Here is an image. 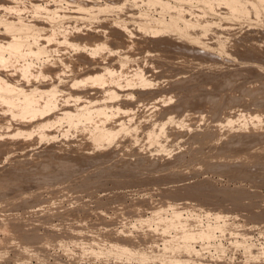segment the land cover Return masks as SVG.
<instances>
[{"label": "rangeland", "instance_id": "obj_1", "mask_svg": "<svg viewBox=\"0 0 264 264\" xmlns=\"http://www.w3.org/2000/svg\"><path fill=\"white\" fill-rule=\"evenodd\" d=\"M248 1L258 13L227 0H0V41L22 26H40L44 36L56 27L57 39L75 40L49 44L41 34L42 53H8L0 74L21 88L66 86L81 112L86 98L119 103L128 112L107 127L137 122L96 146L91 124L56 123L68 104L23 121L0 116V264H169L191 248L202 264H264V0ZM48 7L60 17L43 19ZM7 21L17 27L7 30ZM132 39L125 51L121 42ZM119 58L130 61L122 85L113 84L116 98L75 82ZM24 63L29 76L21 78ZM137 70L147 81L132 78ZM180 106L199 112L181 130L165 118ZM41 120L55 123L39 128ZM151 124L165 126L154 140ZM180 222L195 232L188 243ZM198 229L214 232L204 238Z\"/></svg>", "mask_w": 264, "mask_h": 264}, {"label": "bare ground", "instance_id": "obj_2", "mask_svg": "<svg viewBox=\"0 0 264 264\" xmlns=\"http://www.w3.org/2000/svg\"><path fill=\"white\" fill-rule=\"evenodd\" d=\"M159 1H161V3L163 2V0H159ZM246 1V0H245ZM227 2H228V4L229 5H231L235 10H237V9H242L243 7H246L248 10H250V9H253V10H255L254 12H259L258 10H260V8H259V6L257 5V3L256 2H251V1H248L247 0V2H246V4H244L243 3V0H227ZM165 5H168L169 6V4H167V2H163ZM246 5V6H245ZM171 6V5H170ZM6 7V6H5ZM8 7V6H7ZM6 7V8H7ZM0 8H1V6H0ZM3 8H4V6H3ZM12 8V7H11ZM26 8V7H25ZM41 8V7H40ZM187 8V7H186ZM5 9V8H4ZM9 10H10V8H8ZM24 9V8H23ZM27 9V8H26ZM240 9V10H241ZM12 10V9H11ZM22 10V9H21ZM189 10V9H188ZM6 11V10H5ZM8 11V10H7ZM6 11V12H7ZM19 11V10H18ZM11 12V11H10ZM61 11L60 10H58V8H55L54 7V9H53V7H48L47 9H46V11H45V15L43 16L44 18L43 19H46V20H48V19H55L59 14H61L60 13ZM63 12V11H62ZM93 12V11H92ZM181 12H186V10H185V7H183V8H181ZM8 13V12H7ZM16 13V12H15ZM62 14H64V13H62ZM67 15V14H66ZM93 15V14H92ZM1 16V15H0ZM62 16V15H61ZM58 17H60V16H58ZM4 18V17H3ZM6 18V17H5ZM42 18V17H41ZM42 19V20H43ZM41 20V19H40ZM42 20H41V22H42ZM53 21V20H52ZM148 21V20H147ZM146 21V22H147ZM8 22V21H7ZM40 23V22H39ZM38 23V24H39ZM160 23V22H159ZM164 23V22H163ZM4 24V23H3ZM41 24V23H40ZM39 24V25H40ZM216 24V23H215ZM14 25L15 24H13L12 23V21H9L8 23H6V29L7 30H11L12 28H16L17 26H15L14 27ZM34 25V24H33ZM37 25V24H36ZM160 25H161V23H160ZM213 25V24H212ZM42 26V25H41ZM44 26V25H43ZM46 27V26H45ZM64 27H66L65 25H64ZM60 28H61V26H60ZM63 28V27H62ZM61 28V29H62ZM67 28V27H66ZM144 28V30L146 31V30H148V31H151V32H153L152 34L154 35V33H156V34H161L162 32H164V31H167V28H165V27H161V28H157V29H155V28H153V27H149V26H145V27H143ZM166 29V30H165ZM203 29H206V27L205 28H203ZM9 30V31H10ZM64 30V29H63ZM62 30V31H63ZM207 30V29H206ZM205 30V31H206ZM45 31H47L46 32V34H45V36H44V29L42 28V27H40V26H35V27H25V26H22L21 28H19V30H18V32L17 33H14L15 34V37L14 38H12V39H8V40H4V41H0V63L2 64L3 62H5V60H7V55H8V53L11 55V57L12 56H14V57H18V58H21V59H24L23 57H26V54L27 53H29L30 52V54L32 53V54H35V55H39V53H42L43 52V47H41V46H35V42L37 41H35V39H37V37L38 36H41V34H43L42 36H44V38H46V41L50 44L51 42H53V41H56V40H60V39H57L58 37L56 36V35H58L57 33H59L60 34V32L59 31H61V30H59V28H53V27H50V28H48V29H46ZM128 31H130V30H128ZM204 31V30H203ZM203 31H201V32H203ZM208 31V30H207ZM16 32V31H15ZM11 34V33H10ZM67 34V33H66ZM127 34V33H126ZM203 35H204V33H203ZM11 36H13V35H11ZM66 36V35H65ZM126 36V35H125ZM130 36H132V35H130ZM158 36V35H157ZM194 36V35H193ZM128 38H129V36H127ZM10 38V37H9ZM127 38V39H128ZM136 38V37H135ZM199 38V37H198ZM41 38H39V40H40ZM43 40V39H42ZM70 40H72V38H63L62 40H60L59 41V43H67V44H75V40L74 41H70ZM58 42V41H57ZM129 41H127V42H125V43H123V42H121L122 44H123V46H122V44H121V46L123 47V49H125V51L126 50H128L129 48H131V45L133 46L134 45V43H137V40L136 41H134V39H132L131 40V42H129ZM198 42V41H197ZM39 43H41V42H39ZM38 42H37V44H39ZM153 44V43H152ZM41 45V44H40ZM43 45V44H42ZM120 46V45H119ZM120 46V47H121ZM120 47H119V50H120ZM121 47V48H122ZM118 48V47H117ZM116 48V49H117ZM48 50V49H47ZM119 50H117V52L119 51ZM114 52H113V54L115 53V49L113 50ZM44 52H47V51H44ZM110 54L112 55V52H109L107 55L108 56H110ZM106 55V56H107ZM104 56V55H103ZM105 56V57H106ZM119 56V55H118ZM126 58V57H125ZM108 59V58H107ZM118 61H116L115 60V62H117L118 63V65L115 63V66H106L105 68H102V70H100V71H98V72H93V73H88V74H86V76H85V74H84V76H83V78L81 77L80 78V76L78 77V78H80V79H76V83H79V82H83V83H91V85H96V86H100V87H102V88H105L104 89V91H107L108 93H109V95H111V98H116L119 94H118V91H117V87H115V86H113V84L114 85H116V86H121L122 84V80H123V78L124 77H127V75H126V71H125V68L127 67V65L129 64L128 63V61H130V58L129 59H117ZM105 62V61H104ZM52 65V64H51ZM113 65V64H112ZM29 65L27 64V63H24L23 64V67H22V69H21V72H20V75H21V78H23V77H27V76H29V67H28ZM138 70H140V69H138ZM133 71V75H132V78H134V79H137V77H138V79H141L140 81H142V80H145L146 79V75H145V73H143V70H142V72L141 71ZM130 71V70H129ZM39 72V71H38ZM42 73V70L40 71V74ZM39 74V73H38ZM43 74V73H42ZM23 76V77H22ZM18 80V79H17ZM74 80V79H73ZM78 80V81H77ZM146 81H147V79H146ZM145 81V82H146ZM143 82V81H142ZM20 83H21V81H20ZM75 83V84H76ZM82 83V84H83ZM81 84V83H80ZM21 86V84H19V81H14V80H10V79H8V78H6V76L4 75H2V74H0V110H1V112L2 113H0V116L4 113V112H9L10 114H12L13 116H16V117H19V119H22V121H23V119H27V118H31V117H35V116H39V115H43L44 116V114H47L48 112H52V111H54V108H57L58 107V105L61 103H64V104H68V107H66V108H63L65 111L62 113L63 115L61 116V114L59 115V113H56V115L58 116V117H56V119H57V121H56V123L58 122V119H60L61 117H63V118H67V119H69V121H70V123L72 124V125H74V126H77V125H81V124H83L82 122H84V123H87V125H89V124H91V126H87L89 129H90V134H91V139L93 140H91V143L93 142V143H95V145L97 146V144L98 145H104V143H106L107 141H110V139L112 140V138L113 137H115L116 135H118V133H121L120 131H127V130H131V131H133V129H132V127L133 126H136L135 124H137V122L135 123V124H133V125H127V124H125V122H123V121H121L120 119L121 118H118V120H116L115 122H117V125L115 124V126H108L107 127V124H105L107 121L109 122V120H111L112 118H114L115 119V113L116 114H118V113H120V112H128L127 110L125 111V110H123L122 109V107H121V105L118 103V104H114V105H109V104H106V102H105V104L103 103V102H101V103H99V101L98 100H96L95 98H86V99H84V100H81L83 103H84V105H86V107L87 108H85L86 110L85 111H82L81 112V110H80V108L78 109L77 107L78 106H76V108L78 109V110H80V111H77V109L76 108H73V107H71V102L73 101V98H74V94L73 93H71L70 91L69 92H67L68 90H69V88H67L66 86L65 87H62V88H59L58 86H57V88L56 87H49V88H45V89H41V88H39V86L40 85H38V87L37 86H32L31 88H30V86L29 87H20ZM24 86H26V85H24ZM54 86V85H53ZM41 87V86H40ZM107 93V94H108ZM41 95V98H42V100H40L39 98H37V95ZM130 94V93H129ZM38 95V96H39ZM76 96V95H75ZM105 96V95H104ZM63 97H64V99H63ZM78 97V96H77ZM76 97V99H78V101L81 99H79V98H77ZM62 99V101H60ZM100 101H101V99H99ZM113 100H116V99H113ZM41 101H43V102H41ZM76 102V101H75ZM199 102V101H198ZM114 103V102H113ZM116 103V102H115ZM195 103V102H194ZM76 104L78 105V103L76 102ZM81 104V103H80ZM192 104V103H191ZM197 105V104H196ZM73 106V105H72ZM108 106V107H107ZM110 106V107H109ZM183 106V105H182ZM193 106V105H192ZM84 106L82 105V108H83ZM181 107V106H180ZM179 107V108H180ZM186 107H188L187 105H186ZM191 107V106H190ZM194 107V106H193ZM111 109V111H110V109ZM179 108L177 109V111L176 112H179V111H181V114H178V113H176L175 111L174 112H170V113H168L169 114V116L168 117H165V118H168V121H169V123H173V124H175V125H173L174 126V128L175 129H177V128H180L179 130H181V129H185L187 126H188V124H189V121H192V119H193V116L192 115H195L196 117L199 115V112H198V109L197 110H191V109H184L183 107H181V108H183V109H181L180 108V110H179ZM189 108V107H188ZM260 108V107H259ZM200 109V108H199ZM2 110H4V111H2ZM52 110V111H51ZM56 110V109H55ZM241 110V109H240ZM239 110V111H240ZM75 111V112H74ZM92 111H96L95 113H97L96 114V117H97V119L98 120H94V117H93V115L95 114H93V115H91V112ZM130 111V110H129ZM260 111V110H259ZM261 111H263V109L261 110ZM260 111V112H261ZM56 112V111H55ZM244 112V111H243ZM260 112H258L257 111V114H255L254 116L255 117H258V115H259V113ZM264 112V111H263ZM53 113V112H52ZM130 113V112H129ZM173 113H174V115H173ZM5 114V113H4ZM245 114H247V116H249V117H252L253 116V114L254 113H252V111H251V115H248V114H250V112H248V113H246V111H245ZM244 114V115H245ZM261 114V113H260ZM7 115V114H6ZM3 116V115H2ZM5 116V115H4ZM55 116V115H54ZM164 116V115H163ZM241 116H243V115H241ZM6 117V116H5ZM244 117V116H243ZM2 118V117H1ZM0 118V119H1ZM245 118V117H244ZM248 118V117H247ZM4 118H2L1 120L2 121H0V126L2 127L3 126V124H4V120H3ZM62 119V118H61ZM60 119V120H61ZM59 120V121H60ZM65 120V119H64ZM113 120V119H112ZM111 120V121H112ZM228 120V119H227ZM226 120V121H227ZM7 121V120H6ZM63 121V120H62ZM3 122V123H2ZM11 122V121H10ZM9 122V123H10ZM100 122H103L104 124H99ZM114 122V123H115ZM155 122V121H154ZM2 123V124H1ZM53 123V122H52ZM52 123H49V122H46L45 120H41L40 121V124H39V122H38V124L41 126V127H39V128H42V127H44V128H46L48 125H50V124H52ZM55 123V122H54ZM53 123V124H54ZM110 123V122H109ZM113 123V122H112ZM131 123H133V122H131ZM227 124H225V125H228L229 126V123H230V121H229V123L228 122H226ZM232 123V122H231ZM6 124V123H5ZM5 124H4V126L3 127H5ZM11 124V123H10ZM38 124H36V126H39ZM166 124V123H165ZM56 125V124H55ZM167 125V124H166ZM169 125V124H168ZM231 125V124H230ZM74 126H72V127H74ZM83 126H86V125H82V127ZM172 126V127H173ZM227 126V127H228ZM17 128L19 127V126H16ZM15 127V128H16ZM21 127V126H20ZM78 127H80V126H78ZM78 127H76V129L78 128ZM137 127H138V125H137ZM148 128H147V135H148V138H152L154 135L156 136V134H159V133H161L162 131H164V127L165 126H163L162 124H160V125H158V126H156V125H154V124H151L150 126H147ZM230 127H232V126H230ZM230 127H228V128H230ZM17 128H16V130H17ZM22 128V127H21ZM43 128V129H44ZM18 129H20V128H18ZM75 129V128H74ZM88 129V130H89ZM134 129H135V127H134ZM39 130H41V129H39ZM20 131V130H19ZM22 131L23 130H21V133H22ZM24 131H25V129H24ZM24 131H23V133L22 134H24ZM44 131V130H43ZM68 131V130H67ZM131 131H129L130 133H131ZM176 132H177V130H175ZM16 132V131H15ZM18 132V131H17ZM42 132V131H41ZM20 133V134H21ZM27 134H28V132H26ZM29 133H31V132H29ZM43 133H45V132H43ZM3 134L4 133H0V135L1 136H3ZM6 134V133H5ZM17 134V133H16ZM26 134V135H27ZM181 136H183L185 133H184V130H182L181 131ZM15 135V134H14ZM19 135V134H18ZM44 135V134H43ZM15 136H17V135H15ZM29 136V135H28ZM32 136V135H31ZM154 136V137H155ZM5 137V136H4ZM42 137V136H41ZM90 137V136H89ZM145 137H147V136H145ZM6 138V137H5ZM157 138V137H156ZM155 138V139H156ZM177 138V137H176ZM180 138V137H179ZM8 139V138H7ZM147 139V138H146ZM158 139V138H157ZM152 140H154L153 138H152ZM9 141V140H8ZM18 141V140H17ZM3 142V141H2ZM10 142H12V141H10ZM5 143V142H4ZM7 143H9V142H7ZM6 143V144H7ZM93 143H92V145H93ZM3 144V143H2ZM11 144V143H10ZM84 144V143H83ZM176 144H177V142H176ZM14 145V144H13ZM77 145V144H76ZM83 148V147H82ZM73 151H75V150H73ZM77 151H79V150H77ZM76 151V152H77ZM81 151V150H80ZM80 154V153H79ZM73 155V154H72ZM77 157V156H76ZM95 158V157H94ZM69 159V158H68ZM91 161V160H90ZM112 174V173H111ZM59 175V174H58ZM171 202H169L168 203V205L170 204ZM174 203V202H173ZM175 203H176V201H175ZM175 203H174V205H175ZM177 203H178V201H177ZM180 204V202L178 203V205ZM174 205H171L172 207H173V209L175 210V212L176 213H178L177 212V209H176V206L174 207ZM165 206V205H164ZM159 207V206H158ZM163 209V207H161V208H159V209H155V210H157V211H161ZM172 209V208H171ZM155 213H157V212H155ZM221 213V212H220ZM158 214V213H157ZM217 215H219V212H217ZM222 215H220V217H221ZM220 223L218 222V224L217 225H219ZM224 224H226V223H224ZM187 225H189V224H187ZM185 223H183V222H180V227H182V229H183V231L185 232V235L182 237V239L180 240V242H183V243H188V241L191 239V238H193L194 237V234H195V232L194 231H192V229L191 228H189L188 226H187ZM194 225V224H193ZM216 225V228H220L221 227V225H219V226H217ZM189 226H191V225H189ZM195 226V225H194ZM193 226V227H194ZM224 225H222V227H223ZM188 227V228H187ZM196 228V227H195ZM221 229V228H220ZM195 230H197V229H195ZM199 230V229H198ZM201 230V231H200ZM199 230V232H197L199 235H200V237H204V238H211V236L213 235V230H214V228H213V230H209V229H204V230H202V229H200ZM197 235V234H196ZM203 238V239H204ZM118 243V242H117ZM120 244V243H119ZM119 244H117V245H119ZM122 245V244H121ZM124 245H125V243H124ZM127 245V244H126ZM127 247V246H126ZM121 248H124V246L123 247H121ZM136 251H138V250H136ZM139 252V251H138ZM189 252L192 254L191 256L189 255V253H188V255H189V257L188 256H179V257H176V256H174L175 258H173V257H171V258H173V259H169V261H167V260H165L166 262H170V263H172V264H174V263H176V264H191L190 262H192V263H195V264H197V263H201L202 264V261L200 260V259H198V256H200V252H199V250H197V249H195V248H191V250H189ZM133 253V252H132ZM141 254H142V252H141ZM144 254H146L145 252H144ZM143 254V255H144ZM194 254V255H193ZM197 257V258H196ZM204 259V258H203ZM164 262V261H163ZM165 263V262H164ZM163 263V264H164ZM169 263V264H170ZM165 264H167V263H165Z\"/></svg>", "mask_w": 264, "mask_h": 264}]
</instances>
